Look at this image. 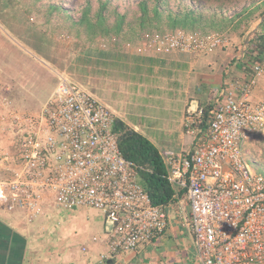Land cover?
Here are the masks:
<instances>
[{
  "label": "built area",
  "instance_id": "2783aa9c",
  "mask_svg": "<svg viewBox=\"0 0 264 264\" xmlns=\"http://www.w3.org/2000/svg\"><path fill=\"white\" fill-rule=\"evenodd\" d=\"M145 40L158 54H212L228 44L218 34L181 30L147 33ZM251 68L225 85L222 103L187 110L184 127L192 147L161 154L175 190L176 203L168 207L153 204L123 157L114 114L60 78L39 112L10 110L13 138L8 144L0 139V206L24 212L29 222L47 202L101 212L111 227L102 260L163 235L172 208L193 236L200 264H264V177L245 157V144L264 133V94L254 99L259 78L264 81V57Z\"/></svg>",
  "mask_w": 264,
  "mask_h": 264
},
{
  "label": "crops",
  "instance_id": "0c3cea01",
  "mask_svg": "<svg viewBox=\"0 0 264 264\" xmlns=\"http://www.w3.org/2000/svg\"><path fill=\"white\" fill-rule=\"evenodd\" d=\"M75 37L79 41L80 36ZM70 43L62 46L68 61L53 69L58 80L64 77L83 86L116 119L153 143L160 154L191 148L193 141L184 127L187 110L209 108L217 100L222 103L225 85L247 75L244 50L237 51L235 44L212 54H158L147 45L145 34ZM263 86L259 78L254 90L257 101L263 97ZM94 211L59 210L47 202L43 214L29 222L24 212L11 213L0 206V264L193 263L194 238L176 219L171 220V212L168 229L152 243L102 260L111 227L101 212ZM76 240L84 242L80 250Z\"/></svg>",
  "mask_w": 264,
  "mask_h": 264
},
{
  "label": "trees",
  "instance_id": "16d2710c",
  "mask_svg": "<svg viewBox=\"0 0 264 264\" xmlns=\"http://www.w3.org/2000/svg\"><path fill=\"white\" fill-rule=\"evenodd\" d=\"M43 0H35V5ZM45 14H57L60 26L86 36L94 42L115 35L165 33L177 30L197 32L202 35L243 33L264 16V0H139L133 15L113 8L112 0H98L97 11L92 16L93 1L85 0L80 18L75 21L71 9L65 8L67 0H46ZM70 3V2H69ZM35 7V6H34ZM37 8V7H35ZM113 8V9H112ZM42 12V9L37 8ZM233 11V14H228ZM114 17L113 24L108 23ZM264 57V20L253 31L244 52L246 72L252 73V65H260ZM116 135L123 157L138 172V182L156 206L168 207L176 203L175 190L168 180V170L157 147L125 123L115 119Z\"/></svg>",
  "mask_w": 264,
  "mask_h": 264
},
{
  "label": "rangeland",
  "instance_id": "374dc122",
  "mask_svg": "<svg viewBox=\"0 0 264 264\" xmlns=\"http://www.w3.org/2000/svg\"><path fill=\"white\" fill-rule=\"evenodd\" d=\"M92 1L93 16L97 11L98 0ZM138 1L112 0V3L113 8L118 7L121 13L126 12L131 16L136 10ZM47 2L43 0L35 5V0H0V139L5 144L13 138V129L8 120L12 114L10 110L21 114L37 113L39 110L37 107L42 102L46 103L58 83V77L53 69L68 61L63 56L62 48L71 44L70 42L80 44L86 42L85 35L79 37L78 41L75 33L61 27L62 20H59L57 14L52 17L45 14ZM67 2L65 8L71 9L77 21L81 16L82 7L86 4L85 0H67ZM175 2L177 1L171 0L172 5ZM34 6L42 9V12ZM231 14L233 11L228 15L231 16ZM260 21L253 23L251 28L243 33V37L234 33L225 35L215 31L211 34H218L225 38L228 42L226 47L235 44L238 47H236L237 51L245 52L248 45L246 40L250 39ZM113 22L114 17H111L108 23L113 24ZM58 72L61 74L60 71ZM48 93H50L49 96ZM245 145L247 165L253 172L264 177V133ZM57 209L64 210L60 207ZM187 210L189 213L188 207ZM94 212L97 214V211ZM170 212L171 220L176 219L182 226L178 214H174L172 208ZM181 229L187 231L183 227ZM182 230V234H185ZM75 242L78 250L84 245L83 240ZM194 257L192 264H200L197 254Z\"/></svg>",
  "mask_w": 264,
  "mask_h": 264
},
{
  "label": "water",
  "instance_id": "95a60500",
  "mask_svg": "<svg viewBox=\"0 0 264 264\" xmlns=\"http://www.w3.org/2000/svg\"><path fill=\"white\" fill-rule=\"evenodd\" d=\"M263 20H264V16L262 17L261 22H262ZM246 43H247V44L249 43V39L246 40Z\"/></svg>",
  "mask_w": 264,
  "mask_h": 264
},
{
  "label": "clouds",
  "instance_id": "9594fccd",
  "mask_svg": "<svg viewBox=\"0 0 264 264\" xmlns=\"http://www.w3.org/2000/svg\"><path fill=\"white\" fill-rule=\"evenodd\" d=\"M147 34V33H146Z\"/></svg>",
  "mask_w": 264,
  "mask_h": 264
}]
</instances>
